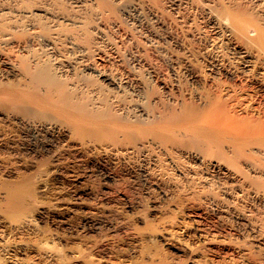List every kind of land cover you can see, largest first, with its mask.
Listing matches in <instances>:
<instances>
[{
  "label": "rangeland",
  "instance_id": "1",
  "mask_svg": "<svg viewBox=\"0 0 264 264\" xmlns=\"http://www.w3.org/2000/svg\"><path fill=\"white\" fill-rule=\"evenodd\" d=\"M101 2V8L108 6L107 0ZM106 6L102 8L107 11H104L102 22L110 29L109 37L114 44L117 43L119 50L117 51L115 44L116 49L109 50L110 58L102 57L100 60L101 57H97L90 60L89 66L91 67L92 63L100 70L114 69L128 81L127 85L132 91H140L143 98L145 96V107L151 118L142 116L145 120L138 123H146L145 126L148 127L166 125L171 127L170 130L182 128V131L173 130L179 137L182 136L179 138L176 132L173 133L182 146L180 143L170 145L169 142V146H166L167 141L164 140L168 139L161 140L162 144L165 142L166 145H163L170 149L193 147V150H203V147H200L203 144L200 145L195 139L192 126L201 129V132L204 128L203 131H206L202 133L217 137L224 145V150L231 151L230 156L234 144L240 145V142L246 143L244 146L241 143L246 147L245 150L239 147L240 151L246 154H242L241 159H244L243 156L248 157L250 149H264V82L245 80L243 73H240L243 69L239 62L235 70L237 76H233L235 78L222 76L223 78L216 79L219 83L216 81L218 84L213 85L215 80L212 82L205 65L199 63L195 69L207 80V84L205 83L203 88L204 84H191L184 63L172 64L165 53H155V46H152L155 40L145 37L143 33L142 35L136 29L137 26L132 25L130 21L127 23L116 10H112V7L106 9ZM175 31V35L183 37L182 33ZM191 44L193 48L198 49L196 44ZM169 46L171 47V44ZM14 50L16 51V48ZM87 77L85 80L89 79L91 84L97 78ZM98 80L102 81L97 78L95 83ZM90 81L87 82L90 84ZM105 87L108 90L113 89ZM222 91H226V95L223 93L224 96H221ZM10 96H14L11 90L0 98V246H3L0 247L1 264H91L92 261H95L94 264H264V245L251 241L254 240V235L243 230L235 214L226 220L215 207L212 210V203L206 200V195L211 192L213 185L208 187L209 190V185H201L197 181L195 183L194 180L182 177V171L175 166L181 162L173 163L171 160L174 156L170 153V156L167 152L160 155L161 151L154 146L156 151L153 158L158 157L160 153V159L158 158L156 167L152 166V169L155 173L156 168L155 175L160 183L169 180V174H172L169 178L176 175L175 181L180 183L176 186L179 187L177 189L175 186L176 190L171 186L172 189L170 187V190L164 191L155 186L153 191L156 195L152 194L153 191L150 194L143 186L138 171L142 163L139 153L145 151L140 144L147 142L145 137L142 138L132 129L122 128L123 123L121 126L108 118L101 119L105 123L101 120H92V123L89 120L86 124L80 123L82 125L69 123L67 126L70 136L68 135L64 142L61 141L59 148L55 147L52 154L45 151L44 146L34 145L30 131L22 127L17 120L31 117L30 120L39 118L43 119L42 121L59 120L65 123L66 119L60 117L64 119L61 121L59 116L49 110L15 101V96L14 100H10ZM198 105H201L200 108L206 105L207 109H200ZM195 108L201 112H198L196 119L192 118L194 121L189 120L190 113ZM208 110H213L209 113L210 116ZM147 119L150 121H146ZM106 120L110 123L106 124ZM225 124L232 125H229L230 127L235 124L241 126L235 127L240 129L237 131L239 133L236 134L234 128L231 129L233 132L228 131L229 126L227 130L220 128L221 125L226 127ZM188 128L191 129L190 132ZM184 129L189 134H185L187 132H184ZM190 134L191 137L188 136ZM183 136L186 139H183ZM186 136L190 137V141ZM158 138L160 140L161 137ZM135 144L140 145V152ZM111 146L117 148L114 150ZM121 147L126 149H120ZM130 147L133 152L128 150ZM135 149L138 151L134 152ZM176 158L178 159L175 157L174 160H177ZM244 161L241 160V163ZM182 163L195 164L192 161ZM160 175L166 177L160 178ZM211 175L216 177V186L219 175L215 172ZM227 184L232 193H239L235 186L233 188L232 184ZM214 190L218 191L217 196L221 197L219 187L212 188V193L216 195ZM248 199L246 207L244 204H235L236 209H246L245 212L251 219L263 228L264 202L255 201L251 197ZM239 206L242 209L238 208ZM235 211L237 210L234 209ZM6 212L11 213L10 216L7 214V218ZM102 224L104 226L101 230ZM9 253H13V256Z\"/></svg>",
  "mask_w": 264,
  "mask_h": 264
},
{
  "label": "bare ground",
  "instance_id": "2",
  "mask_svg": "<svg viewBox=\"0 0 264 264\" xmlns=\"http://www.w3.org/2000/svg\"><path fill=\"white\" fill-rule=\"evenodd\" d=\"M101 1L0 0V98L6 96L11 90V93L17 97L15 101L37 105L42 107V109L55 113L59 116L58 119L60 120L62 118L66 119L65 123H63L64 121L61 123L59 120L45 121V119L42 121L43 119L40 120L39 118L38 120H35V118L34 120H30L31 117L29 119L25 117V119L17 120L22 124V127L24 126L30 131L34 145L40 144L46 148L45 151L51 153L55 147L66 140L68 135L70 136L67 126L69 123H76V125L79 123V125H82L80 123H85L89 120H91V123L92 120H98L99 122L102 118H108L109 121L117 122L121 126L129 122L126 124L127 126L123 125L122 128L134 130L142 138L145 137L146 139H144L147 141L140 144L143 146L142 148H145L142 150L145 151L139 153V159L142 163L138 171L139 177L143 181V186H145L148 193L151 194L155 186L162 188L164 191L170 190L171 186H174V189H176L175 186L178 183V181H175L177 180L176 175H174L175 178L173 176L169 178L172 174H169V177H167L169 180L162 181L161 183L158 181L155 175L157 170L155 168L154 173L152 169V166L156 167L155 164L160 159V153L158 157L155 155L156 158H153L154 151H156L155 147L159 152L161 151L160 155L167 152V155L170 156L171 154L174 156V159L178 157V159L176 158L177 160H174L173 157L171 158L173 160L169 158L173 163L175 161L179 163H182V161H192L195 163L194 165L193 163L187 165L186 163H182L183 165L177 163L175 165L180 168L179 171H182V177L194 180L195 183L197 181L201 185H209L207 188L213 185L211 192L209 191L210 193L206 195V200L212 203H209L208 206L210 207L211 204V209L215 207L220 216H225L226 220L235 214V218L240 221L243 230L254 235V238H252L254 240L251 241L264 245V227L262 228V226L255 223L245 212L246 209L243 210L241 206L238 208L241 207L242 210L236 209L238 204H244L246 207V202H249L248 198L250 197L255 201L264 202V149H250L248 157L243 156L244 161L241 158L242 154L244 155L245 153L240 151L239 147H241V150L242 148L246 149V147H243L246 144L245 142H240V145L243 143V146L238 145V143L234 144L233 153L230 156L231 151H225L224 145L220 143L217 137H211L209 132V135L204 134L206 131H203L204 128L202 129L204 133H202L201 129L199 130L196 126H192L191 129L195 131L198 129L197 132H193L192 130L191 134L192 132L193 134L195 133V139L200 142V145L203 144L200 146L203 147V150H198L201 152H198L195 148L196 151L193 150V147L191 149L187 147V149H175L176 147L170 149V147H166L170 143H180L182 146V143L177 138L178 133L174 131L177 133V136L173 135V130L179 129L182 131V128L170 130L171 127L166 125V127L163 125L148 127L145 126L146 123H138L145 120L146 116L148 119L151 118H149L151 114H148L149 111L147 112L148 109L145 107L147 106V102L145 101L146 105L144 103L145 96L143 98L140 91H132L129 85H127L128 81L114 69H111V71L100 70L97 68L98 66L92 63V66H89L90 60H94L97 57H101L100 60L102 57L104 59L110 58L111 54H109V50L116 49L117 45L109 37L108 31L110 29L103 23L104 11L106 10L102 8L106 5L101 8L100 5H103ZM107 1L108 6H106V9L112 7V10H116L127 23L130 21L132 25L137 26L136 29L141 34L143 33L145 37L155 40L154 44H152V46H155V49H153L156 51L155 53L159 55L165 53L172 64L184 63V69L188 74L187 78L191 84H204L202 88L207 84V80L202 78L203 76L195 69L196 64L199 63L205 65L207 72H209L208 75L213 80L212 82L215 80L213 85H215L216 79L222 76L232 78L235 74L236 65L239 62H241L240 64H242L243 69L240 70V73H243L246 79L242 77L245 80L257 81V83L258 81L264 82V0H156L160 1L161 4L155 0ZM174 30L182 33L183 37L179 38L178 35H175ZM191 43L196 44L198 49L193 48ZM167 44H171V47ZM15 48L16 51L14 50ZM118 50L119 47L117 45ZM108 61L109 59L106 62ZM80 67L82 68L80 69ZM87 76H94L92 79L97 77L102 79V81L99 82L98 80L95 83L96 78L94 83L91 84L92 82L88 79L87 81H90L89 84L85 80ZM239 78H241L240 75ZM247 81L245 82L247 83ZM217 82L219 83V81ZM223 84L225 85V83L221 85ZM104 85L113 89H109V91ZM223 91L220 94L221 96L224 93ZM225 93L227 92L225 91ZM14 96L8 98L14 100ZM198 108H195L191 113L189 112L191 116H188L189 120L197 118L198 112H201L198 111ZM202 108L207 109V106L205 105ZM211 111L213 112V110ZM210 112L208 110V115ZM142 116L145 117L142 118ZM52 118L55 119L54 117ZM148 119L146 121H150ZM109 121L106 120V124ZM98 122L96 121V123ZM155 122L154 124H156ZM130 123L132 125H129ZM118 124H115V126H120ZM229 125L226 127L221 125L220 128H226L227 130ZM236 126L241 128V126L235 124L228 131L233 132L236 130L234 132L236 134L239 133L237 131L240 129L237 130ZM232 128L234 130H231ZM185 129L183 130L184 132L186 131ZM191 129H189V132ZM181 131L179 132L180 134L182 133ZM189 132L185 134H189ZM191 134L188 136L191 137ZM158 137H161L160 140H158ZM179 138H182V136ZM189 138L187 137V140L190 141ZM183 139L186 138L184 137ZM161 140L167 141V145L165 142L166 146L163 145L164 143L162 144L163 141L161 142ZM138 142L142 143V141ZM29 145L31 147L30 143ZM140 145H136V147ZM131 146L133 148V145ZM126 147L129 148L128 145ZM115 148L117 147H114V150ZM136 149L134 152L138 151ZM234 149L238 153H242L238 155V153H235L237 152L236 150L234 152ZM128 150L130 151L131 147ZM109 151L111 150L109 149ZM131 151L133 152V150ZM241 160L244 162L241 163ZM244 169L249 173L245 172ZM213 172L219 175H217V178L220 181L218 180L216 186L221 191V197L217 196L218 191L214 190L217 192L216 195L212 193V188L216 187L214 182L217 181L214 180L216 177L212 176L213 174L211 175ZM106 177L108 176L106 175ZM158 177L164 178L166 176L162 177L160 175ZM179 177L181 178V176ZM227 183H230L229 186L232 184L233 188L235 186L239 193H232L230 191L231 187L230 190L227 188ZM197 185L198 183L195 186ZM155 193L153 191L152 194L156 195ZM234 209L237 211L234 212ZM7 214L9 212H6V218ZM12 215L14 214L12 213ZM103 226L102 224L101 227H98L102 230ZM97 229L95 227V230ZM245 231L242 232L245 233ZM5 244H3L4 247H7ZM53 247L51 248L53 249ZM103 252L106 253L105 251ZM12 254L9 253V255ZM105 255L107 256V253ZM92 262L93 264L95 263V261Z\"/></svg>",
  "mask_w": 264,
  "mask_h": 264
}]
</instances>
